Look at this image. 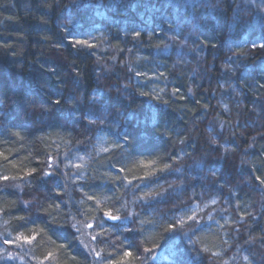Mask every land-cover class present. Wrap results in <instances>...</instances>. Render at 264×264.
Returning a JSON list of instances; mask_svg holds the SVG:
<instances>
[{"label":"trees","instance_id":"obj_1","mask_svg":"<svg viewBox=\"0 0 264 264\" xmlns=\"http://www.w3.org/2000/svg\"><path fill=\"white\" fill-rule=\"evenodd\" d=\"M101 1L111 15L109 21H100L95 17L94 7L79 6L77 0H0V100L3 101L0 104V142L9 141L0 143V151L10 149L13 159L29 157L31 153V163L25 160L24 164L39 168L44 165H37L36 161H43L45 154L51 153L63 161L59 169L68 164L66 161L72 151L93 155L84 169L86 183L73 184L60 171L59 175L47 178L37 175L35 179L25 177L23 181L0 182V208L4 209L0 212V250L2 246L6 248L5 237L11 239L17 231H27L20 227L23 222L17 218L21 216L48 228L52 234L64 222L65 213L76 211L77 202L83 198L79 188L83 187L101 197L111 195L114 201L119 196L110 206L120 207L127 202V209L121 208V212L138 213L137 222L131 227L144 229L143 233L131 234L114 230L102 237L104 242L99 248L104 249V256L113 251V241L118 244L127 236L126 243L136 245L133 248L138 256L136 264L141 260L144 264H222L220 257L208 255L202 261H193L196 253L189 248L188 240L175 244L176 241H171L172 233L165 231L169 222L182 211L186 212L184 209L198 205L200 209L205 208L199 211L205 218L200 225L202 230L197 235L186 230L188 237L193 240L200 237L212 251H220L221 257L236 256L241 247L240 256L245 252L253 264H264V246L259 240L254 245L248 243L250 236L259 237L264 229V185L254 179L264 174V48L252 43L236 45L234 52L227 50V33L232 21L235 23L233 16L235 13L238 18L242 16L244 7L256 11V0H222L211 17L198 11L194 14V27L188 32H181L176 19L172 20L171 8L165 9L167 0ZM91 2L100 4L99 0ZM151 7L158 8V12L150 13ZM163 9V15L170 20L160 18ZM186 16L191 21L190 14ZM70 20L74 26L69 24ZM100 24L101 29L91 31ZM62 26L69 27L77 38L87 39L91 33L101 42L95 49L70 46ZM133 29L141 31L139 41L132 39ZM188 35L193 47H199L198 58L194 57L195 53L190 60L161 53L170 37L182 39ZM261 41L264 44V32ZM253 44L256 47L251 50ZM120 48L125 51L119 52ZM129 48L131 52L127 51ZM114 56L116 59H112ZM136 72L148 77L163 75L149 80L136 76ZM153 88L160 100L151 95H139L140 91L154 95ZM173 89L179 92L173 95ZM94 94L100 102L91 109L87 102L75 107L65 103L72 97L86 98ZM57 99L61 100L59 105L53 103ZM84 115L92 119L99 117L105 122L89 124L80 118ZM141 119L144 124L138 121ZM16 131L21 133L22 140L10 135ZM99 137L108 141L112 150L95 156ZM210 137H216L218 143L211 144ZM115 144L123 147H114ZM64 156L68 160L64 161ZM234 156L238 157L236 163L242 162V172L235 167L231 171ZM158 157L161 159L157 167L167 163L171 165L169 171L147 180H134L132 185L111 179L142 176L144 169L133 165L139 160ZM121 167L131 171L120 173ZM0 172L23 175L10 164L0 163ZM185 181L189 186L182 189L186 196L183 203H187L177 208L182 202L177 200L181 197L178 188ZM18 184L22 187H16ZM149 191L162 195L137 200ZM213 198L216 204H211ZM144 201L148 204H143ZM24 202H30L29 206L25 207ZM54 202H63L65 206L57 220L49 225L50 218L44 209ZM208 213L215 220H208ZM242 215L244 219H240ZM225 218L230 226L221 229L215 221L224 224ZM140 220L153 223L141 225ZM63 231L69 249L60 253L61 261L101 264L72 239L70 229ZM44 240L43 245L25 250V264H37L33 257L42 258L46 248L54 247L47 243V237ZM141 240H144L143 246ZM144 246L153 248V252L145 254ZM201 246L198 243L195 248ZM73 255L75 260L71 258ZM0 264L18 262L0 259Z\"/></svg>","mask_w":264,"mask_h":264},{"label":"snow or ice","instance_id":"obj_2","mask_svg":"<svg viewBox=\"0 0 264 264\" xmlns=\"http://www.w3.org/2000/svg\"><path fill=\"white\" fill-rule=\"evenodd\" d=\"M222 0H192L191 3H185V7L191 9L193 12L201 11L205 15L209 13L211 10H218L220 3ZM254 2V0H253ZM103 5H96L92 3H87L86 7H102ZM259 11L264 12V6H261L258 8ZM70 25L74 26L73 21H69ZM64 32L67 34L68 37V43L70 46L78 47L79 49H95L98 47V43L101 42L100 38L97 37H91L90 39H84V38H77V34L70 31L69 27L62 26ZM169 27H171V24H169ZM153 32H155V29H153ZM126 35H129V33H125ZM80 36H83V33L79 34ZM89 36H91V33H88ZM132 39L134 41H139L142 37L141 31H137L135 29L132 30L130 33ZM149 37L151 36V33H148ZM106 39V37H105ZM172 41H177L179 38L176 36L169 38ZM93 41H97L94 43ZM181 47L184 46V43L181 42ZM165 47H168V45H165ZM253 47H256V45H253ZM259 47L264 48V44L259 45ZM124 48H120L119 52H124ZM128 52H131L132 49H127ZM112 59H116V57H112ZM139 59V57H137ZM121 63H125L124 61H121ZM54 71V69H52ZM129 71H131V67L129 66ZM136 76H144L146 79H160L163 75L162 73L159 76L156 77H148L145 73L136 72ZM124 87H128L125 85ZM119 91V90H118ZM164 89H160V92H163ZM191 89H189V93H191ZM179 92V89H173V95H176ZM152 93H155L152 95L149 92L140 91L139 95L142 96H149L151 95V98L160 100L161 97L159 93L156 92V89H152ZM87 102L90 109L99 103L98 95H91L89 97H72L65 101L68 105L75 107L77 104H83ZM164 103H167V101H163ZM3 101L0 100V104H2ZM54 104L59 105L61 103L60 99H57L53 101ZM227 106H225V109ZM82 119H86L89 124H104V120L102 118L97 117L96 119L90 118L89 115H84L80 117ZM15 127V125H13ZM221 128H223V124H221ZM10 135L17 137L18 139H23V136L19 131L12 132ZM235 135V133H233ZM42 139V138H41ZM125 140H127V136L124 137ZM183 142V141H182ZM0 143L8 144V140H4ZM99 147L96 148L97 154L100 152H109L111 149L108 147H104L103 141L99 140L97 141ZM210 143L211 144H217L218 140L216 137H210ZM114 147H123V145L115 144ZM220 147L224 148V151L227 152L228 148L224 147V145H220ZM251 147V145H249ZM18 151V150H17ZM7 153V154H6ZM13 152L10 149H5L3 151H0V163L3 165L10 164L12 168L19 169L23 172V175H8L5 173L0 172V182H9V181H16L20 180L23 181L25 177H30L35 179L37 175H39L40 178H47L52 177L55 175H59V167L60 163L63 161H60L58 159V156H53L51 153L45 154V159L43 161H36L37 165L43 164V168L39 167H29L28 165L24 164L25 160H29V157L31 156V153L29 154V157H23L19 159H13ZM81 161H84V157H79ZM161 158L153 159V160H139L137 161L133 167H139L144 169V174L142 176H133L132 179H128L127 176L123 177H111L113 180H121V181H127V185H132L134 180H147L152 177H155L160 172L169 171L171 169V165L164 163L162 167H157L158 160ZM29 163L31 161L29 160ZM74 167L76 169L75 172L69 174L64 173L65 176L68 177V180L71 181L73 184H79V183H86L85 176L83 174L84 170V164H65V167ZM255 171H259V169H254ZM120 173H124L125 171H131V169H126L125 167H121L118 169ZM175 171L179 172V169H176ZM255 180L259 181L261 185H264V174L258 175L254 177ZM31 181H29L30 183ZM16 187L20 188L22 185H16ZM137 188H139V185H136ZM171 187V185L169 186ZM79 190L83 193V198L77 202V207L75 212H67L64 216V222L59 225V228L55 229L52 234H49L48 228L46 227H40L36 225V222L29 221L25 217L21 216L17 219L22 221L23 223L20 225L21 228H27V231H17V234L12 237L11 239L5 237L3 239V244L14 246L16 248L23 249L24 247H28L29 251L32 250L34 246L37 245H43L45 243L44 238L47 237V243H50L54 247H48L46 248L42 258L39 257H33L36 259L37 264H68L67 260L61 261L60 260V253L61 252H67L69 249V243H66L67 236L65 235V232L63 229L68 228L71 230L70 235L72 239H74L78 245L88 254V255H94L98 260L101 261V264H136V261L138 259L137 254L133 251V248L136 247L135 244L132 242H127L128 237L126 236L124 240H120V242L117 244L116 241H113V251H110L107 253L106 256L102 255L104 252V249L99 248V244L103 243L104 241L101 239L102 237L107 236L110 232H113L114 230H119L121 233H134L139 231L140 233H143L144 229L140 228L139 230L131 227V224L137 222L138 213H134L132 211H128L125 213L121 212V208L127 209V202H124L120 205V207H114L110 206V204L115 203V201L119 200V196L115 197V201L113 196L111 195H103L102 197L98 195L97 193H89L84 190L83 187H80ZM166 191V190H165ZM61 194L57 193V199H59V196ZM162 193L149 191L144 193L143 196L137 197V200H145V199H155L159 196H161ZM91 202V203H88ZM25 207L29 206L30 202H24ZM70 203V202H69ZM217 200L213 198L211 200V204H216ZM63 202H54L49 203L48 207L44 209V212L47 217H49V225L51 223L55 222L57 220V216L60 212L63 211L64 208ZM208 205H205L207 207ZM239 207V205H237ZM199 208L198 205L194 207L188 208L186 212L183 213V215L178 216L174 221L169 222L165 228L166 232L174 233L177 230H183L184 228H188V230L192 233V235H197L199 231L202 229L200 228V225L203 223L202 218L199 215V212L197 209ZM4 209L0 208V212H3ZM200 211H203V209H200ZM221 211L226 212L227 209H222ZM247 215H251L248 213ZM79 217V218H78ZM208 220H215V218L209 213L207 215ZM240 219H244V216L242 215ZM217 225L224 229L226 225H229V220L225 218L224 224H220L218 220L215 221ZM151 224L153 223L151 220H140L139 224ZM29 224H31V227H29ZM230 226V225H229ZM261 235L259 237L256 236H250V239L248 241L249 244H255L257 240H259L261 246H264V229L261 230ZM187 235V233H185ZM53 236H55V239H53ZM147 239V238H145ZM59 241V243H58ZM201 244L202 246L198 249L195 248V245ZM227 243V241H225ZM141 246L144 244V240L140 241ZM188 245L189 248L196 253L194 257H192L193 261H202L203 257L205 255H208L211 257L219 258L222 256V253L220 251H212L209 245L204 242L200 237H197L196 240H193L191 236L188 237ZM118 249V250H117ZM0 252H7L6 255H0V259L6 260V261H12L17 259V256L14 255L12 252L7 251L6 249L0 250ZM143 252L145 254H150L153 252V248L144 246ZM73 260H75V256L73 255L71 257ZM147 259V256L145 257ZM152 259H155L153 257ZM243 260L247 262V264H253V260L250 259L249 256L245 255L243 256ZM140 264H144L143 260L140 261ZM178 264H182V262H178ZM223 264H229L228 261H223Z\"/></svg>","mask_w":264,"mask_h":264},{"label":"rangeland","instance_id":"obj_3","mask_svg":"<svg viewBox=\"0 0 264 264\" xmlns=\"http://www.w3.org/2000/svg\"><path fill=\"white\" fill-rule=\"evenodd\" d=\"M247 1V0H246ZM111 2V1H110ZM192 0H187V3H191ZM248 2V1H247ZM87 3H92L91 0H77V3L79 6H85L86 7V4ZM99 3L100 4H96V5H103L102 7H94V10H95V17L100 19V21H109L111 19V15H109V11L106 10L105 8V4L102 3L101 0H99ZM185 3H186V0H167L165 2V9L167 8H171V11H172V20L176 19V21L178 22V28H180L181 32H188V31H191L190 28H193L194 25H193V22H194V19H195V16L194 14L197 15L196 12H193L191 9L189 8H186L185 7ZM255 4L257 3L258 4V7H257V10H253L252 8L249 10L248 8H242V16H240L239 18L236 16L237 13H235V15L233 17H235L233 20H235V23L232 21V25H230L229 27V32L227 33V36L229 35V39L227 40L228 41V45H227V50L228 51H231V52H234V47L237 45H240L242 46V44H248L249 46L252 44V43H259L261 45L260 42L261 41V38H262V35H263V32H264V12L262 11H259L258 8L259 6H264V0H256L254 2ZM85 4V5H84ZM158 8L154 7L152 8L151 7V11H149L150 13L152 14H156V12H158ZM163 11H165L164 9L162 10V13L160 14V18H164V21L168 20L169 17H166V15H163ZM198 12V11H197ZM199 13V12H198ZM213 13H215L214 10H211L209 11V13L207 15H209L211 17V15H213ZM190 14V18H191V21L190 20H187V16ZM248 14V15H247ZM247 15V16H246ZM204 16V15H202ZM199 17V16H197ZM244 17V18H243ZM143 18V17H142ZM245 19V20H244ZM144 21H146L145 18H143ZM148 21L151 20L150 19H147ZM170 20V19H169ZM200 20V19H199ZM230 22V20H229ZM192 23V24H191ZM240 23V24H239ZM188 24V25H187ZM230 24V23H229ZM191 25V26H190ZM234 26V27H233ZM101 24L100 26H94L93 30L91 31H94L95 29H101ZM232 30V31H231ZM91 37L93 36H90V37H87V39H90L91 40ZM190 35H188L187 37H183L182 39L179 38L177 41H172V40H168L167 44L168 47H163L161 49V53L168 56V55H173L174 58L176 59H187V60H190L191 59V55L194 54V57L195 58H198L196 54H199L198 53V50H199V47L197 49H195L193 46L194 44L190 42ZM230 40H233L232 42ZM94 43H96V41H93ZM181 42L184 43V46L181 47ZM254 45V44H253ZM252 45V46H253ZM255 48V47H251V50ZM140 123H143L144 124V119H141V120H138ZM99 140L105 142L104 143V147H108L112 150V147L108 146L106 140H104L102 137H99L98 138ZM99 145L98 143L96 144V148H98ZM110 150V151H111ZM71 156L69 155V161H66V163H68L69 165H73V164H81L83 163L84 164V169L86 168L87 166V163L89 161H91V156H88V155H84L82 153H77V152H70ZM108 152H100L97 154V151L95 149V156H102L104 154H107ZM83 156L85 159L84 161H81L79 159V157ZM237 158L238 157H232L231 159V164L233 166L232 167H235L236 169H238L239 171L242 172V170H244L242 167V162L240 163H236L237 161ZM58 159L60 160L59 156H58ZM63 160H68L67 159V156H64ZM68 170V171H67ZM234 171V169L232 168L231 171ZM59 171L61 172V174H64V173H73L76 171V169L74 167H64L61 169H59ZM83 174H86L85 171L83 170ZM238 174H236V177H237ZM239 176V175H238ZM232 177V176H231ZM241 178V177H239ZM238 179V178H237ZM69 181V180H68ZM247 185V184H246ZM189 186V182L185 181L184 184H182L180 186V188H178L179 192H178V195L181 196L180 198H177L178 201H182V202H179L176 207L179 208V205L180 206H183L185 203H187L185 201V203H183V198H184V193L182 191V189H185ZM20 191V190H19ZM18 191V192H19ZM22 194V193H21ZM30 194V193H28ZM177 195V194H176ZM178 197V196H177ZM186 197V196H185ZM145 203L143 204H148V201H144ZM205 207V206H204ZM218 210L220 209V206L218 205L217 206ZM188 210V208H186ZM186 209H184L185 211H187ZM201 209H205V208H201ZM212 210V213H215L216 210L213 209V207H211ZM217 210V211H218ZM197 211L199 212L200 211V208L197 209ZM183 212L181 213V215H183ZM202 212V211H201ZM221 214H223L222 212H220ZM209 214V213H208ZM220 214V215H221ZM200 215V213H199ZM201 217V216H200ZM202 220H204L205 218L204 217H201ZM202 225V224H201ZM186 230H188V228H184L183 230H177L176 232L172 233V237H171V241L172 242H175V244H178L179 241H184V242H187L185 239L188 240V234L185 235L186 233ZM6 248H4L2 246V250L3 249H6L7 251L9 252H12L14 255L17 256V259L15 260H12L13 262H18V264H25V259H26V251H27V248L28 247H24L23 249H20V248H16L14 246H9V245H4ZM240 250L242 249L241 247H239ZM26 250V251H25ZM237 251L238 255L236 256H226V257H220L221 259H218L219 260V263L222 262L223 264V261H228L229 264H247L246 261L243 260V256L247 255L248 254H245V252L242 253V257L240 256L239 252L241 251ZM3 255H6L7 252H2ZM155 254V252H154ZM189 255V254H188ZM155 256V255H154ZM241 257V258H239ZM33 264V263H32Z\"/></svg>","mask_w":264,"mask_h":264}]
</instances>
